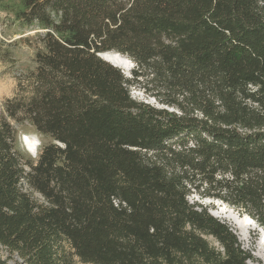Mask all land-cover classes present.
Instances as JSON below:
<instances>
[{
    "label": "trees",
    "instance_id": "trees-1",
    "mask_svg": "<svg viewBox=\"0 0 264 264\" xmlns=\"http://www.w3.org/2000/svg\"><path fill=\"white\" fill-rule=\"evenodd\" d=\"M0 10L38 30L30 94L0 116V264L254 261L190 198L221 199L264 228V0H0ZM109 51L136 61L132 78L100 56ZM9 118L43 135L36 159Z\"/></svg>",
    "mask_w": 264,
    "mask_h": 264
},
{
    "label": "rangeland",
    "instance_id": "rangeland-1",
    "mask_svg": "<svg viewBox=\"0 0 264 264\" xmlns=\"http://www.w3.org/2000/svg\"><path fill=\"white\" fill-rule=\"evenodd\" d=\"M37 31L38 30L34 27H21L18 24L10 23L7 20V14L0 10V116H7L5 103L8 99L21 94H30L27 75L30 70L35 68L36 61L34 60L35 48L33 47V44L29 43V39L27 40V38L36 36ZM110 54L111 58L106 57V60L117 59V62H119L120 55L115 53ZM131 93L137 100L161 106L154 96L147 94L144 89L139 86H133L131 88ZM9 120L18 130V137L23 133H36L33 127L28 123L22 125L11 118H9ZM25 136L30 139L33 138L32 135L23 134L21 142L18 141V147L27 158H31L32 155L23 145V139ZM47 140L49 141L50 139L48 138ZM32 158L36 159L34 157ZM190 199L208 206L211 212L219 216L220 219L228 222L238 235L236 226L227 218V216L236 215L242 218L245 214L242 215L236 208L221 199L202 198L197 193L192 195ZM244 238L245 239L243 240L239 239L242 247L249 251L254 257V261H249V264H264V228L256 222V226H251L246 230ZM209 239L213 240L211 237H209ZM9 264L16 263L10 261ZM76 264L91 263H84L77 259Z\"/></svg>",
    "mask_w": 264,
    "mask_h": 264
},
{
    "label": "clouds",
    "instance_id": "clouds-1",
    "mask_svg": "<svg viewBox=\"0 0 264 264\" xmlns=\"http://www.w3.org/2000/svg\"><path fill=\"white\" fill-rule=\"evenodd\" d=\"M106 53V52H105ZM109 53H115L120 55V60L117 62L112 59H107L103 55H100L104 60L108 61L112 65L116 66L118 69L121 70V72L129 78L133 77L134 70L137 68V63L136 61L129 56L128 54L117 52V51H109ZM102 54V53H101ZM23 134H29L32 135L33 138L30 139L27 136L23 139V145L26 148V150L32 155V157L37 158L44 146L45 140L44 137L41 133L36 131V133H23ZM19 137V141L21 142L22 140V135Z\"/></svg>",
    "mask_w": 264,
    "mask_h": 264
},
{
    "label": "bare ground",
    "instance_id": "bare-ground-1",
    "mask_svg": "<svg viewBox=\"0 0 264 264\" xmlns=\"http://www.w3.org/2000/svg\"><path fill=\"white\" fill-rule=\"evenodd\" d=\"M101 55H103L104 57H107V58H111L110 57V55H111L110 53H103ZM112 60H114V59H112ZM227 218L232 223H234V225L236 226V228L238 230V236H239L240 240L245 239L244 238V234H245V232H246V230L248 228H250L251 226H256V222L253 221V219L250 216H248V215H245L242 218L238 217L236 215H228Z\"/></svg>",
    "mask_w": 264,
    "mask_h": 264
},
{
    "label": "water",
    "instance_id": "water-1",
    "mask_svg": "<svg viewBox=\"0 0 264 264\" xmlns=\"http://www.w3.org/2000/svg\"><path fill=\"white\" fill-rule=\"evenodd\" d=\"M212 214L215 215L213 212H212ZM215 216H216V217H219V216H217V215H215ZM252 219H253V218H252ZM253 221H254V219H253Z\"/></svg>",
    "mask_w": 264,
    "mask_h": 264
}]
</instances>
